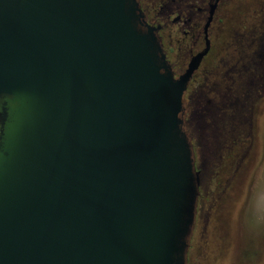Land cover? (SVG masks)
<instances>
[{"label":"water","instance_id":"1","mask_svg":"<svg viewBox=\"0 0 264 264\" xmlns=\"http://www.w3.org/2000/svg\"><path fill=\"white\" fill-rule=\"evenodd\" d=\"M160 28L136 0H0V264H186L209 41L175 78Z\"/></svg>","mask_w":264,"mask_h":264},{"label":"rangeland","instance_id":"2","mask_svg":"<svg viewBox=\"0 0 264 264\" xmlns=\"http://www.w3.org/2000/svg\"><path fill=\"white\" fill-rule=\"evenodd\" d=\"M240 3L252 7L221 15L212 64L196 74L184 96V131L199 172L186 264H264V83L254 94L241 89L264 34V0ZM169 56L173 61L178 53ZM234 97L243 104L239 121L223 104Z\"/></svg>","mask_w":264,"mask_h":264},{"label":"flooded vegetation","instance_id":"3","mask_svg":"<svg viewBox=\"0 0 264 264\" xmlns=\"http://www.w3.org/2000/svg\"><path fill=\"white\" fill-rule=\"evenodd\" d=\"M137 4L144 15L147 24L152 26H160L157 36L162 46L163 53L166 56L168 64L175 78L182 75L188 67L190 60L202 52L206 45V37L209 41V51L202 59L197 71L194 73L188 84L185 94L190 91L193 78L202 70L204 65H211L208 59L211 56L213 48V38L221 33L222 14L247 10L252 5L241 6L240 0H136ZM243 7V8H242ZM212 12V20L205 33V24ZM168 41L169 44L164 41ZM236 52L239 51L240 44ZM170 53H178V56L172 61ZM251 58L252 75L245 72V76L249 78L242 90L247 92L254 91L264 83V34L257 40V44L253 49ZM208 68V67H207ZM209 69L204 72L207 73ZM248 75V76H247ZM261 83V84H260ZM200 87V86H199ZM264 88V86H262ZM224 102L225 109H232V118L236 121L242 117L243 104L241 100ZM186 100L192 101L191 97ZM192 103V102H191ZM199 197V188H198ZM198 200V198H197Z\"/></svg>","mask_w":264,"mask_h":264}]
</instances>
